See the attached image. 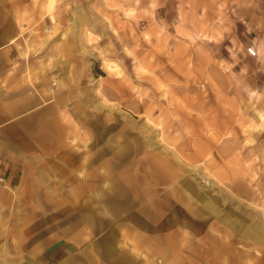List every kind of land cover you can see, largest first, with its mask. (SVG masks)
Masks as SVG:
<instances>
[{
	"label": "rangeland",
	"instance_id": "1",
	"mask_svg": "<svg viewBox=\"0 0 264 264\" xmlns=\"http://www.w3.org/2000/svg\"><path fill=\"white\" fill-rule=\"evenodd\" d=\"M0 2L20 54L45 56L50 99L83 109L67 117L110 108L132 135L202 153L220 264H264V0Z\"/></svg>",
	"mask_w": 264,
	"mask_h": 264
},
{
	"label": "crops",
	"instance_id": "2",
	"mask_svg": "<svg viewBox=\"0 0 264 264\" xmlns=\"http://www.w3.org/2000/svg\"><path fill=\"white\" fill-rule=\"evenodd\" d=\"M15 16L0 2V264H220L202 153L132 135L110 108L67 117L83 109L50 99Z\"/></svg>",
	"mask_w": 264,
	"mask_h": 264
},
{
	"label": "built area",
	"instance_id": "3",
	"mask_svg": "<svg viewBox=\"0 0 264 264\" xmlns=\"http://www.w3.org/2000/svg\"><path fill=\"white\" fill-rule=\"evenodd\" d=\"M246 54L251 58H257L256 49L253 47H249L246 49ZM2 181V180H1Z\"/></svg>",
	"mask_w": 264,
	"mask_h": 264
}]
</instances>
